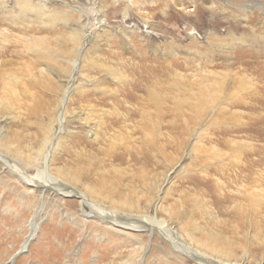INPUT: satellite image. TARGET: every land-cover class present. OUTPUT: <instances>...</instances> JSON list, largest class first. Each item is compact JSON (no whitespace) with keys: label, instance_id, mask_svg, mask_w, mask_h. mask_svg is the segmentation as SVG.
I'll use <instances>...</instances> for the list:
<instances>
[{"label":"rangeland","instance_id":"rangeland-1","mask_svg":"<svg viewBox=\"0 0 264 264\" xmlns=\"http://www.w3.org/2000/svg\"><path fill=\"white\" fill-rule=\"evenodd\" d=\"M30 3L21 11V0H0V62L13 59V77L33 68L54 101L44 123L26 104L14 124L0 109V137L30 145L52 128L45 167L62 172L68 193L25 184L0 160V264H264V0ZM149 140L153 161L99 153L141 151ZM78 193L93 202L87 217L70 207ZM108 210L163 221L210 262L175 256L156 226L113 225Z\"/></svg>","mask_w":264,"mask_h":264},{"label":"bare ground","instance_id":"bare-ground-1","mask_svg":"<svg viewBox=\"0 0 264 264\" xmlns=\"http://www.w3.org/2000/svg\"><path fill=\"white\" fill-rule=\"evenodd\" d=\"M21 2H22L21 11L33 8V4L30 3V0H21ZM34 7L37 8L36 6H34ZM41 8H42V6H41ZM32 10H34V9H32ZM38 16H40V15H38ZM39 38H40V40L43 39L42 37H39ZM80 39H81V36L77 32H74L72 34L71 40H72V43L74 46V50H76V48L78 47V45L80 43ZM7 53H8V49H6V48L4 50H0V56L5 57V55ZM13 53H15V52L11 51L10 54L13 55ZM70 54H72V51ZM39 55L40 54L36 55L35 61H38ZM14 57H15V55H14ZM2 62L5 63V65L7 66L6 68H2V66H1ZM2 62H0V109L8 110L10 112L11 118H12V124H14L13 119H15V120L20 119V117H18V115H20V113H18V115H16V116L15 115L13 116V110L14 109L19 110L25 104H26V107H24V109L26 110L28 116L32 115L34 117H38L41 113H44L45 111L48 112V110H50V105L53 103L54 99L51 98V94H45V92L38 89L37 79H35V77L32 76V73H31V70L33 68L30 69L28 67L26 69L25 78H20V77H16V76L13 77V71H12L13 70V59H8V60L6 59V60H3ZM6 70H8V71L6 72ZM40 73H42V71ZM33 88H35L36 90H33ZM45 95H49L48 98L45 99ZM96 97H97L98 101L105 100V98L103 96H99V97L96 96ZM24 100H25V103H23ZM26 101H27V103H26ZM57 105L59 106L60 109H65L63 96L59 99V101L57 102ZM59 110H57V113L55 115V121L58 120V111ZM125 113H127V111ZM49 114H50V112H49ZM45 115H47V114H45ZM38 118H39L38 121H40L41 120L40 117H38ZM41 118H42V116H41ZM91 119L95 120L96 117H93ZM114 120H115V123L119 122L118 118H115ZM41 121H42V123H44L43 120H41ZM41 121H40V123H41ZM94 122L96 123V121H94ZM97 123H96L97 128L100 127V123H101L104 125L103 126L104 130H106V129L108 130V129H110L109 127H110V124L112 122L111 121L108 122V125H107L106 122H101L99 120V122L97 121ZM45 125L46 124H44V126ZM39 127L41 128V126H39ZM39 127H38V129H39ZM51 129H48L47 127L41 128L40 130H41L42 136L40 134H38V135H40V137L38 139H34L35 141H33V144H30V145H28L26 142H25L26 145L24 143L19 142L17 136L16 135L13 136V134L9 135V136L4 135V136L0 137V150L2 151V154H3V155L0 154L1 155L0 160L5 165L8 164L9 169L7 172H9V174H15L19 178V180L24 182L25 184H29L35 188H38V186L39 187H45V189H48L51 191L52 190L56 191L57 194H65V193H68V190H65V188H62V187L60 188V181L61 182L64 181V179L62 177V172L57 171L59 173V175H56L53 178L50 176V174L48 173L49 170L47 169L48 162H50V160L53 159V157L51 158V155L54 156L53 154H54L55 149H56V147L53 148V152L49 158V155H48L49 148L48 147L51 146L50 138L53 136ZM98 130H100V129H98ZM12 131H13V129H12ZM35 133H37V132H35ZM38 135H37V137H38ZM98 137H100V136L97 135V138ZM146 144H147V147L142 149L141 151H133V150H129L126 148L110 149L109 147H107V148L102 147V149H101V151H99V153H101L102 156L108 158L109 160L118 159L120 162L140 161V160L147 161V162L153 161L154 157H155L152 154L154 144L152 141L150 142V140H149V142H146ZM113 147H111V148H113ZM94 163H96V162H94ZM20 165L21 166L24 165V167L35 168L38 170L39 174L35 178L31 179L29 176H27L26 173L23 172L24 169L21 168ZM10 166H13V168H11ZM45 166H47V167H45ZM88 167L82 166L79 169V174L81 177L84 176V174H88V171H89ZM86 192L89 195L87 197H89L91 199H95L97 196L95 193V189H91V188L86 187ZM72 194H74V193H72ZM77 195L80 197V202L79 203L72 202L70 207L75 209L73 204H77L79 215H82L83 217H87L88 215H87L86 211H84V205L87 204L89 206L93 202H91V201L87 202V200H85V198H84L85 195H83V194L78 193ZM121 204H124V203H121ZM108 211L109 212L107 215H109V218H111L112 222L113 221L117 222V224L112 223L113 225H117L119 227L126 228V229L130 228L133 230H138L139 228L147 227V225L156 226V227L160 228L162 230V232H164L168 236L169 240H171V242L169 241V243H172L173 246L171 244L169 246L172 248L175 245L174 248L177 250L175 256H179L181 254L185 255V254L189 253L190 256H194V257H197L198 259L200 258L201 261H205L204 263L210 262V260H208V258H206L207 256L205 257L204 255H198L196 252H193L195 250H192V248L188 245V243L185 242V240L181 239V237H179L177 233H175L173 230H171L170 227L169 228L166 227L165 224H163L164 223L163 221L156 220V219L150 217V218H148V220H146V218L145 219L140 218V219H136V220H130L131 221L130 222L128 220H125L124 218L116 219V218H118L116 216V214L114 215V213L112 211H110V210H108ZM113 216H115L116 220L113 218ZM31 228H32V226H30V229ZM27 241H28V239H27ZM174 248H173V250H174ZM132 261L133 260H131V262L129 264H131ZM139 262H140V260H139ZM126 264H127V262H126Z\"/></svg>","mask_w":264,"mask_h":264}]
</instances>
